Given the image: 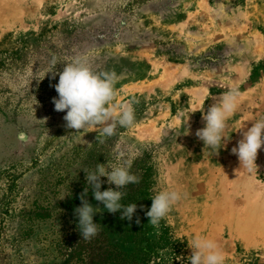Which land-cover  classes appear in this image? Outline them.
<instances>
[{
  "label": "rangeland",
  "instance_id": "rangeland-1",
  "mask_svg": "<svg viewBox=\"0 0 264 264\" xmlns=\"http://www.w3.org/2000/svg\"><path fill=\"white\" fill-rule=\"evenodd\" d=\"M77 56L116 72L115 102H133L134 126L111 137L65 127L50 85ZM231 88L238 110L220 149L209 148L195 133ZM260 118L264 0H0V259L63 264L54 245L78 228L80 194L89 187L98 203L83 168L131 160L151 203L164 189L184 194L159 227L144 222L148 239L164 230L181 244L174 262L190 264L200 235L216 241L225 264H264V227L243 226L264 219V146L251 173L231 151ZM101 180V191L115 189ZM96 219L123 251L144 244L122 236L119 212Z\"/></svg>",
  "mask_w": 264,
  "mask_h": 264
},
{
  "label": "clouds",
  "instance_id": "clouds-1",
  "mask_svg": "<svg viewBox=\"0 0 264 264\" xmlns=\"http://www.w3.org/2000/svg\"><path fill=\"white\" fill-rule=\"evenodd\" d=\"M56 62V58L53 57L52 64L55 65ZM118 79L115 71H95L86 57L77 56L65 64L63 71L59 73L58 83L50 85L58 93V97L52 98L54 110L66 111L63 117L65 127L74 129L77 133L87 129H99L101 137H111L116 134L118 127L134 126L133 102L120 104L115 102L117 95L115 85ZM239 97V91L231 88L203 113L202 120L205 126L198 129L195 135L205 146L220 149L227 122L238 110ZM242 135L243 138L231 151L238 157L241 167L251 173L257 170L255 161L258 150L264 146V118L255 120ZM130 168L131 160H125L117 165L109 164L107 167L105 164H96L94 169L83 168L87 185L90 186L98 203L93 207L86 198L89 187L80 194L81 205L74 209V214L78 218L77 227L81 238L90 240L98 234L100 225L94 223L93 217L102 214L105 209L112 214L120 212L121 220L132 221L137 212V205L121 203L127 195L122 189L140 182V178L132 174ZM101 177H106L107 183L115 185V189L109 187L101 191L104 183ZM183 195L176 189H164L153 195L151 207L145 213L149 218V225L159 227L161 220L167 217ZM140 208L143 210L144 206L140 205ZM135 222L140 224L138 216ZM190 248L192 249L188 257L190 264H225V256L213 239L197 235L192 239Z\"/></svg>",
  "mask_w": 264,
  "mask_h": 264
},
{
  "label": "trees",
  "instance_id": "trees-1",
  "mask_svg": "<svg viewBox=\"0 0 264 264\" xmlns=\"http://www.w3.org/2000/svg\"><path fill=\"white\" fill-rule=\"evenodd\" d=\"M122 191L127 195L121 203L125 205L135 203L137 212L131 222L124 219L126 225L121 234L123 237L132 235L130 239L134 244L138 238L144 244L134 246L129 252L123 251L118 243L109 239L106 229L96 219L94 223L100 225V231L92 239L81 238L78 228H74L72 232H67L61 236L62 238L56 240L54 251L63 264H177L174 262V256L181 251V244L178 241L170 240L164 230L155 241L145 236L147 231L144 222L148 219L145 213L150 209L151 202L147 200L144 190L140 188V183L130 184ZM140 205L144 206L143 210ZM137 216L140 218V224L135 222ZM23 236H27V233L21 234V237ZM163 249L166 254H159V250ZM8 261L0 259V264H18L16 261Z\"/></svg>",
  "mask_w": 264,
  "mask_h": 264
},
{
  "label": "bare ground",
  "instance_id": "bare-ground-1",
  "mask_svg": "<svg viewBox=\"0 0 264 264\" xmlns=\"http://www.w3.org/2000/svg\"><path fill=\"white\" fill-rule=\"evenodd\" d=\"M250 219H249V221L247 220V222H245L246 220L243 222L244 223L243 224L244 228L245 227H249L250 228L251 225L253 227H257L259 229H261L262 227H264V219H261L259 217H254V216L252 218H250Z\"/></svg>",
  "mask_w": 264,
  "mask_h": 264
}]
</instances>
